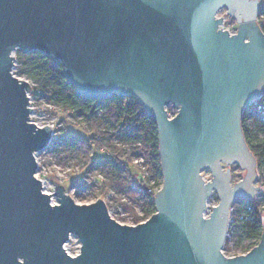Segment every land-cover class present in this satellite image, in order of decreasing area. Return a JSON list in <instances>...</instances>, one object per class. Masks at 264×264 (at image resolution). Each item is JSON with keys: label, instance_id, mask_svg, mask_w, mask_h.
<instances>
[{"label": "water", "instance_id": "water-1", "mask_svg": "<svg viewBox=\"0 0 264 264\" xmlns=\"http://www.w3.org/2000/svg\"><path fill=\"white\" fill-rule=\"evenodd\" d=\"M259 7L260 0H0V264H264V218L256 246L224 254L231 205L259 190L242 121L243 108L264 97ZM223 9L236 32L223 28ZM16 49L60 62L80 97L133 96L155 119L163 184L146 221L122 224L102 197L76 203L55 180L54 192L44 191L36 153L52 129L30 119L33 86L13 73ZM234 164L245 175L232 184ZM213 192L219 202L207 215ZM72 234L81 241L76 256L64 247Z\"/></svg>", "mask_w": 264, "mask_h": 264}, {"label": "trees", "instance_id": "trees-1", "mask_svg": "<svg viewBox=\"0 0 264 264\" xmlns=\"http://www.w3.org/2000/svg\"><path fill=\"white\" fill-rule=\"evenodd\" d=\"M15 52L18 67L14 74L35 83L37 86H33V91L37 97L88 122L86 137L68 136L63 129L56 141L59 147L64 146L65 157L81 163L84 177L77 179L76 195L85 194L88 199L90 195L86 193L96 186L99 191L96 198L99 199L110 196L111 190L115 189L117 193H124L140 204L145 219L155 213L152 196L147 192V182L142 178L137 179L139 171L132 165L133 155H143L152 175L160 185L163 184L158 127L144 106L133 96L119 94L96 100L80 97L76 94L75 85L68 82L60 62L40 51L24 53L16 49ZM49 112L56 115L57 111L51 108ZM243 132L257 159L259 181L264 185V120L255 119L251 130L243 125ZM101 147L105 152L99 150ZM98 150L103 155L95 158ZM54 151L60 156V149ZM94 172L98 176L95 174L92 184L86 182L88 174ZM121 205L132 211L135 219L140 221L127 203ZM107 206L109 209L112 207L108 201ZM263 218L264 193L256 202H240L236 208V220L225 243L226 254L238 255L239 251L246 253L257 245L262 235Z\"/></svg>", "mask_w": 264, "mask_h": 264}, {"label": "rangeland", "instance_id": "rangeland-1", "mask_svg": "<svg viewBox=\"0 0 264 264\" xmlns=\"http://www.w3.org/2000/svg\"><path fill=\"white\" fill-rule=\"evenodd\" d=\"M219 16H223L224 24L223 27L231 32H236L235 27L237 24V20L230 14H228L227 9H223L219 12ZM16 55V52L14 53V56ZM18 67V63L15 61V67L13 69V73H16ZM22 78V77H21ZM24 79V78H23ZM29 81V80H28ZM30 85L32 86H37L35 83L32 81H29ZM36 107V116L39 118L42 115L43 112L47 111L49 109L48 103L46 102L45 99L37 97L34 103ZM168 112L170 111L171 113H174L176 109L173 107L167 106ZM56 118L62 122L64 127L62 129H65L66 134L68 136H78V137H86L88 134L86 130H88V122L85 121L82 117H75L73 114L69 111L62 110L60 107H57L56 110ZM60 149L61 154L60 156L57 154V152L54 151V149ZM64 146L59 147L57 142H53L52 145L47 147L46 149L38 152L36 154L37 156V164H38V171H37V176L40 179L45 180V186L46 190L54 192L55 186H53V181H57L63 185L66 186L67 188V193L72 196L75 200L76 203H81V204H89V202L96 201L97 194H99L98 188L96 186H93L91 190H89V193H86L90 195L88 199L87 195L83 194L78 196L76 195V189L73 190V187H77V179L79 177H84L82 173L81 163L78 162L77 160L70 158V157H65L66 151L63 150ZM103 153L101 151H97L94 155L95 158H98V156H102ZM65 158V159H64ZM232 167V184H235L236 181L240 180L243 178L245 175V171H243L241 168L236 166L235 164ZM138 170L137 168H135ZM95 174L98 176L97 172L90 173L86 177V182H89L92 184V182L95 180ZM204 177L206 179L210 178V171L209 170H204L203 171ZM137 179L141 178L140 173H138V176H136ZM256 186H259L258 193H256L254 199L258 196L259 193H264V185L262 182L257 180L255 183ZM112 197H115V199H111ZM259 198V197H258ZM103 199L107 200L109 202V205H116V204H121L123 202L127 203L128 207H131L134 210V213H141V205L138 204L137 202H133L126 194H121L117 193L115 189L111 190L110 196L104 197ZM53 202H58V198L54 197ZM218 195L213 192L212 196L208 199V207L209 210L206 212L207 215L209 214L211 208L213 205L218 204ZM110 210H114V207H111ZM230 241V240H229ZM79 242L78 237L75 234H72L68 248L71 252L73 253H78V248H79ZM231 244V243H229ZM226 253V252H225ZM227 254H231L227 252ZM233 254V253H232Z\"/></svg>", "mask_w": 264, "mask_h": 264}, {"label": "built area", "instance_id": "built-area-1", "mask_svg": "<svg viewBox=\"0 0 264 264\" xmlns=\"http://www.w3.org/2000/svg\"><path fill=\"white\" fill-rule=\"evenodd\" d=\"M259 8H260V11H259L257 19H258V23H259L261 29L264 30V0H260V7ZM28 96L30 99L29 106L32 108V113L30 114V119H32V121L35 122L36 125L39 127L49 126L52 129V136H51V140H50L51 142L48 145V147H49L50 145L53 144V142H56L57 140H59V136L63 130L62 128L64 127L62 122H60L56 118V115L51 114L49 112V110L51 108L54 110H57V106L48 105L49 109H47V111L43 112L42 115L40 116L43 118H39L38 116H36V107L34 105L37 96L35 95L33 90L31 92H28ZM168 113L170 114V117H173L176 115V110L174 113H171L170 111ZM255 119L264 120V97H262V99H260V100H255L254 102L250 103L249 105H247L243 108L242 121H243V125H245L246 128H248L250 130L253 129ZM126 147L129 148V145H126ZM99 150L105 152L103 147L99 148ZM36 160H37V156H36ZM132 165L138 169L137 171H139L141 178L145 182H147V192L151 194L152 201H154V197H155L157 191L162 187V185H160L158 183L157 179L150 172L147 161L143 157V155H133L132 156ZM41 180H42V184L44 186V191L47 193H52V191L46 190L45 180L44 179H41ZM207 180H210V178ZM72 189L75 190L76 188L73 187ZM257 193H258V191H257ZM261 194L262 193H259L258 196L255 199H253V201H250V202L258 201V197H260ZM111 199H113V198H111ZM244 201L249 202V200H242L239 198V199H236V201L231 205V208L229 211L230 212L229 230L233 228L234 221L236 220V208H237V206L240 204V202H244ZM52 203L55 204L56 202L54 203L53 199H52ZM111 206L114 207V210L109 209L110 216L114 217L117 221H119L122 224L126 223V224H130V225H135L136 223L146 221V219H147V218L146 219L144 218L143 213L141 211L140 214L137 213V215L140 218L139 219L140 221L138 222L135 219V216L132 213V211L126 209L124 205L116 204V205H111ZM229 235H228V237H229ZM71 236L72 235H70V238H71ZM70 238L68 239V242L64 245V247H65V250L67 253H70L71 255L76 256L80 253L81 241L79 242V248L77 251L78 253L75 254V253L71 252L68 248ZM244 253L245 252L239 251L238 254H244ZM224 254L226 256H236L234 253L233 254H226L225 251H224Z\"/></svg>", "mask_w": 264, "mask_h": 264}, {"label": "flooded vegetation", "instance_id": "flooded-vegetation-1", "mask_svg": "<svg viewBox=\"0 0 264 264\" xmlns=\"http://www.w3.org/2000/svg\"><path fill=\"white\" fill-rule=\"evenodd\" d=\"M243 200V199H242Z\"/></svg>", "mask_w": 264, "mask_h": 264}]
</instances>
